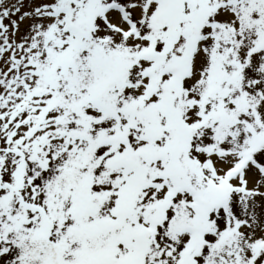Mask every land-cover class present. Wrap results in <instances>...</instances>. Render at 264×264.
I'll return each mask as SVG.
<instances>
[{
  "label": "snow or ice",
  "instance_id": "1",
  "mask_svg": "<svg viewBox=\"0 0 264 264\" xmlns=\"http://www.w3.org/2000/svg\"><path fill=\"white\" fill-rule=\"evenodd\" d=\"M0 264H264V0H0Z\"/></svg>",
  "mask_w": 264,
  "mask_h": 264
}]
</instances>
